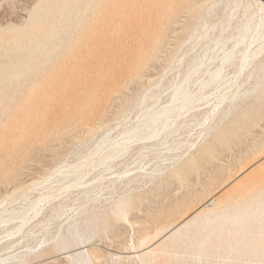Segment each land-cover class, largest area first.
Returning <instances> with one entry per match:
<instances>
[{
	"label": "rangeland",
	"instance_id": "374dc122",
	"mask_svg": "<svg viewBox=\"0 0 264 264\" xmlns=\"http://www.w3.org/2000/svg\"><path fill=\"white\" fill-rule=\"evenodd\" d=\"M57 1L0 0V85L8 79L2 80V70L7 72L21 47L16 48L14 38L35 19L53 22ZM258 1L264 4L205 0L202 29L219 33L230 19L222 35L231 30L236 36L243 22L249 19L254 27L260 17L263 37L252 42L243 65L240 51L248 38L235 47L233 64L223 66L218 79L202 85L190 82L189 100L180 111H170L163 128L158 125L154 135L146 130L128 139L112 158L88 153L103 136L109 144L124 141L143 121L146 108L153 111L170 103L172 88L187 72L192 79L201 74L205 64L192 71L199 65L200 40L206 37L186 40L139 84L113 97L106 93L108 99L99 105L78 94L90 88L89 83L55 97L44 128L35 127L37 135L32 132L31 141L19 149L9 139L12 133L0 129L2 264H78L93 242L100 250L88 264H264L255 250L260 246L255 241L264 238V10L257 11ZM99 58L106 60L103 53ZM82 102L91 108L89 114L78 106ZM5 119L0 114V122ZM74 119L78 123L65 133ZM226 128L234 132L218 141ZM205 147L210 153L201 157ZM67 182L69 187H61ZM41 193L48 195L38 213L5 220L23 208L26 198ZM212 197L216 202L204 207ZM121 201L133 225L117 213ZM248 206L257 210L245 215ZM213 207L219 215L216 222L204 220L203 212L171 235L194 213ZM234 213L241 219H232Z\"/></svg>",
	"mask_w": 264,
	"mask_h": 264
},
{
	"label": "bare ground",
	"instance_id": "6f19581e",
	"mask_svg": "<svg viewBox=\"0 0 264 264\" xmlns=\"http://www.w3.org/2000/svg\"><path fill=\"white\" fill-rule=\"evenodd\" d=\"M204 2L205 0H58L55 6L57 17L53 22L35 19L24 32L22 31V34L14 38L16 48L21 47L16 51L14 55L16 60L11 62L7 72L5 69L2 70L5 72L2 73V80L8 79L6 84L0 85V114L6 118L0 122L1 133L3 134L5 130L10 131L12 134L9 139L14 143L13 148L19 149L31 141L33 134L37 135L35 127L44 128L47 113L53 109L52 102L55 97L65 96L68 91L73 94V87L89 83L91 87L83 90L84 92L78 91V94L83 100L94 99V103L99 105L101 99H108L106 93L110 96L123 94L128 85L139 84L143 76L151 74L163 59L168 61L174 56L177 47L186 40L206 37L203 42L200 40L199 65L192 71L195 73L200 69V64H205L201 74H196L197 76L192 79L191 73L187 72L172 88L170 103L161 105L153 111L146 108L142 113L143 121L133 126L124 141L109 144L108 136H103L88 154L102 155L109 159L124 148L123 144L128 139L146 130H151L154 135L159 130H157L158 125L163 128L168 121L171 116L170 111L175 108L180 111L187 103L191 92L190 82L202 85L218 79L223 66L233 64L235 47L248 38V43L240 51L243 65L252 42L263 37L258 29L260 17L254 27H251L249 19L243 22L236 36L231 30L222 35L225 27L226 30L230 28V19L219 33L202 29L200 19ZM256 7L257 11L264 10V4L260 1L257 2ZM115 28L116 34L113 35ZM201 29L202 32H199ZM100 53L104 54L106 60L99 58ZM210 65L212 67H209ZM204 74H207L206 78L203 77ZM178 100L182 105H175ZM109 101L111 102L112 98H109ZM78 106L89 114L91 108L87 103L82 102ZM78 120L74 119L65 133H70ZM98 120L101 122V118ZM228 131L234 132L231 128H226L217 140L221 141L222 137L229 133ZM209 153V147H205L200 156L205 157ZM73 170L75 173H80L78 167ZM69 184L71 182L64 183L61 187H69ZM22 185L24 183L14 186L13 191ZM261 187L264 189V184ZM47 195L41 193L35 199L26 198L23 208L8 215L5 220L17 218L24 220L29 216L30 211L32 214L38 213L39 205ZM129 199L126 201H130ZM216 200L212 197L210 202L203 206L215 203ZM123 203L125 201L118 203L117 213L133 225V222L125 218L127 210ZM256 208L251 209L248 206L243 212L245 215H251L257 210ZM203 212L204 220L208 223L213 224L218 220L219 215L215 207L204 208L194 213L190 220L172 230L171 235L195 221ZM239 216L234 213L231 217L235 219ZM229 233L232 234L231 230ZM259 237L260 240L255 243L260 246L255 250L260 252L259 257L264 259V238ZM59 241L63 242V239ZM59 241L56 245L60 243ZM241 243L245 246L250 244L247 241ZM97 244L93 242L84 249L82 255L80 254L83 260L77 261L78 264H88L90 260L98 257L96 253L100 249ZM229 249L233 247L230 246ZM202 253L201 250L198 252V254ZM73 257L76 256L71 254V261H74ZM3 260L4 258H0V264ZM21 262L22 260H18L16 263Z\"/></svg>",
	"mask_w": 264,
	"mask_h": 264
}]
</instances>
